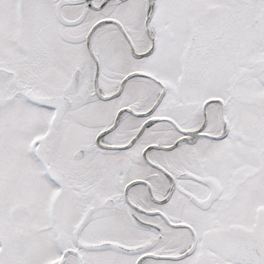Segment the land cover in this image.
<instances>
[{
    "label": "snow or ice",
    "instance_id": "snow-or-ice-1",
    "mask_svg": "<svg viewBox=\"0 0 264 264\" xmlns=\"http://www.w3.org/2000/svg\"><path fill=\"white\" fill-rule=\"evenodd\" d=\"M0 264H264V0H0Z\"/></svg>",
    "mask_w": 264,
    "mask_h": 264
}]
</instances>
